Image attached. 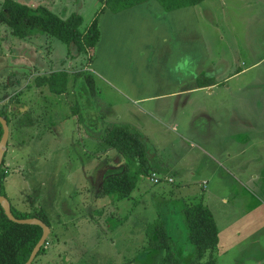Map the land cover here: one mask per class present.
<instances>
[{
    "label": "rangeland",
    "instance_id": "obj_1",
    "mask_svg": "<svg viewBox=\"0 0 264 264\" xmlns=\"http://www.w3.org/2000/svg\"><path fill=\"white\" fill-rule=\"evenodd\" d=\"M14 1L64 19L78 13L82 31L99 16L101 31L92 55H83L38 30L18 38L0 22V112L10 121L0 192L17 212L40 207L49 220V243L37 264H160L164 254L151 246L157 235L148 237L158 223L174 252L189 262L185 207L204 203L221 231L258 203L257 197L243 198V190L233 193L242 183L261 196L264 63L254 65L264 58V0H206L193 7L198 19L190 16L188 33L181 35L190 37L184 43L191 57L207 51L220 70L213 92L198 80L193 86L181 69L167 73L165 46L172 45L177 58L182 41L163 46L161 38L173 30L142 21L149 14L143 7L158 5L156 0L118 15L99 0ZM108 37L114 43L106 45ZM179 78L185 82L174 85ZM189 86L194 90L183 92ZM204 115L214 124L210 133L200 128ZM193 124L216 140L201 139ZM116 125L136 131L154 161L152 172L139 174L131 196L122 200L102 189L108 176L125 174L129 164L102 138L105 128ZM219 146L223 156L214 154ZM198 148L212 157L200 156ZM154 173L161 183L152 182ZM251 177L258 181L250 183ZM240 245L216 250L215 264L263 263V243Z\"/></svg>",
    "mask_w": 264,
    "mask_h": 264
},
{
    "label": "trees",
    "instance_id": "obj_2",
    "mask_svg": "<svg viewBox=\"0 0 264 264\" xmlns=\"http://www.w3.org/2000/svg\"><path fill=\"white\" fill-rule=\"evenodd\" d=\"M112 13H120L138 6L148 0H99ZM165 11H173L186 7H195L206 0H156ZM102 9V11H103ZM99 16L90 26L82 31L84 20L74 13L67 19L45 7H31L14 0H4L0 9V22L10 28L11 33L18 38L30 37L35 30L58 38L68 45H74L78 54L92 55L100 39L98 25ZM92 56L89 63L92 62ZM201 87L208 86L210 80L203 82ZM61 81H67L63 78ZM54 80L51 81L53 84ZM207 84V85H205ZM64 86V89H65ZM8 122L6 114L0 112ZM3 128L0 124V140ZM107 144L116 149L128 162L126 173L108 176L102 183L106 195H115L119 200L129 198L135 189L139 174L149 175L152 171V160L149 149L136 131L124 126H108L102 136ZM148 154V155H147ZM4 165V161L2 166ZM2 168V167H1ZM1 171V169H0ZM3 183L0 180V191ZM0 195L1 192H0ZM5 196V195H4ZM12 213L17 219L38 218L51 227L43 211L17 212L12 207ZM184 220L188 229V240L193 246V260L185 262L173 250L164 225L151 226L148 237L152 240L157 235V241L152 242L153 249L162 251L164 256L160 264H215L214 253L218 250L219 229L212 212L202 203L191 204L183 210ZM43 235V229L38 225H21L10 221L0 205V264H25ZM46 243L40 249L32 264H37L39 257L47 250ZM208 257V260H202Z\"/></svg>",
    "mask_w": 264,
    "mask_h": 264
},
{
    "label": "crops",
    "instance_id": "obj_3",
    "mask_svg": "<svg viewBox=\"0 0 264 264\" xmlns=\"http://www.w3.org/2000/svg\"><path fill=\"white\" fill-rule=\"evenodd\" d=\"M136 7L137 6L130 8V9H134ZM143 8H145L149 12L148 16L146 18L142 19L143 22H146V20H149L156 27H161V28L167 27L168 29L173 30L172 32L168 31V35H164L161 38L163 40V46L168 45L169 43L173 44L175 40H177V42L182 41L181 43H179V45L182 44V46H179L178 47L179 49H177V58H176V54L174 55L172 53L173 52L172 51L173 46L171 45L170 48H167L165 46L164 59H166L165 67H166L167 73L175 71L176 68L181 69L184 72V74H186L187 76L188 75L190 76V82H193V86H194L195 80H198V82H199L200 78L203 82L210 80L211 83L208 84V86H204V88H206V90H209L210 92H213V89L217 87L214 83V81L216 79L215 76L220 74V70L217 69L213 65L211 55L206 54L207 51H205L204 53H200L197 57H191L189 54L190 46L189 45L185 46L186 43H184V42H189L190 37L186 36V35H181V34L188 33V30L186 27H187L188 19L190 16L193 17L194 20H196V21L198 19L196 12L193 9V7H186V8H181L178 10H173V11H165L163 9V7L158 3V5H154V6L152 5V7H150V5H149L148 7H143ZM151 8H154V10ZM130 9H128V10H130ZM191 9L193 10L194 13H192ZM206 9H208V8H205L204 12L207 15ZM109 12L112 13L111 11H109ZM123 12H125V11H123ZM123 12H120V13H123ZM120 13H117V14L112 13V14L118 15ZM165 16L169 20L167 18H165ZM125 21L129 22V20H125ZM98 25H99V20H98ZM108 27L116 28L115 24L112 26H108ZM99 29H100V27H99ZM100 39H101V31H100ZM100 39H99V41H100ZM104 43L106 45H109L110 43H114V41L111 39V37H108L104 40ZM180 49L183 52H181ZM204 49L206 50V47ZM92 62H93V60H92ZM92 62H91V64H92ZM263 63H264V58L259 59L255 63L254 67H257L258 65H261ZM169 65H171V66L168 67ZM234 75H232V76H234ZM181 82H185V78H182V79L179 78V79L174 80V85L176 84L178 86L181 84ZM205 85H207V84H205ZM190 86L186 90H184L183 92L193 91L194 87H190ZM199 86H200V88H203V87H201L200 84H199ZM177 93H180V92H176L175 94H177ZM173 97H175V96H173ZM204 117H205L206 121L202 122V126L200 128L202 130L207 129V131L210 133L214 129V126H213L214 124L210 120L208 115H204ZM9 123H10V121L8 122V126H9ZM30 125H32V124H30ZM202 130H199L198 127H196L194 124L192 125V131L199 134V137L201 139L212 140V141L216 140V139H214L213 136H211L210 138H209V136H204V134L201 132ZM9 138H10V133H9ZM220 140H223L222 136H220ZM8 143H9V140H8ZM7 147H8V145H7ZM193 149H194V147H193ZM193 149L191 151V154L193 153ZM218 149H219V152H215L213 150L214 154L216 156H223V149H220V146ZM6 153H7V148L5 151L4 158H3L4 162H5ZM196 153H198L200 156L204 155V156L212 157V155L207 150H204V149L198 148ZM225 156L229 158V161L232 160L233 155H230L227 153ZM222 159H224V158L222 157ZM212 160H214V159L212 158ZM214 161H216V160H214ZM153 162H152V164H153ZM241 168L242 167H240V169ZM262 175H263L262 184L261 185L259 184V186H258L259 193H261V196L258 197L256 194L253 195V193L251 191L245 190V188H247V187L244 186L242 183H240L241 187L238 188L237 192L235 194L233 193V196L236 197L238 195L239 190H243L244 191V194L242 196L243 198H249V197L252 198L251 196H253L255 198L257 197L256 199L258 200V203L255 206L252 205L250 207H247L246 211L249 213H247L245 216L240 215V217L231 226H224L223 230H221V231L219 230L218 252H220V253L226 252L228 250V248H230V247L238 248L241 246L240 245L241 242H243V241L245 242L248 239H251V244H255V245H257V247L258 246L262 247V246H260V242L264 244V242H263L264 236L261 233V230L264 231V170L262 172ZM211 179H212V177H210V179H208V183L211 182ZM257 181H258L257 178L251 177V180L249 182L250 183H256ZM12 207L13 206L11 204V208ZM35 208H36L35 211H37V209L40 210V207H35ZM35 208H32L29 211H25V212H35V211H33ZM18 209L20 211H22L20 208H18ZM213 216H214V214H213ZM214 219H215V217H214ZM258 250H259V254L261 256H263L264 253L260 249H258ZM238 259H239V257H238ZM261 263L264 264V256L261 260ZM238 264H244V262H241L239 259Z\"/></svg>",
    "mask_w": 264,
    "mask_h": 264
},
{
    "label": "water",
    "instance_id": "obj_4",
    "mask_svg": "<svg viewBox=\"0 0 264 264\" xmlns=\"http://www.w3.org/2000/svg\"><path fill=\"white\" fill-rule=\"evenodd\" d=\"M0 124L2 125V128H3V135H2L1 140H0V167H1V163L3 161L5 151H6V148L8 145L10 131H9V126H8L7 120L1 116H0ZM0 205L2 206L5 215L7 216V218L10 221L17 223V224H21V225H38L43 229V235H42L41 240L39 241V243L34 248L30 258L28 259V261L25 263V264H32L33 261L35 260V258L37 257L40 249L46 243V241L49 237V234L51 232L50 227L45 222H43L42 220H40L38 218L17 219L12 213L10 201L4 195H0Z\"/></svg>",
    "mask_w": 264,
    "mask_h": 264
},
{
    "label": "built area",
    "instance_id": "obj_5",
    "mask_svg": "<svg viewBox=\"0 0 264 264\" xmlns=\"http://www.w3.org/2000/svg\"><path fill=\"white\" fill-rule=\"evenodd\" d=\"M151 180H152V182H153L154 184H159V183H161V180L157 177V174H156V173L153 174ZM170 181H171V180H170ZM170 183H171V182H170ZM47 245H48V243H47Z\"/></svg>",
    "mask_w": 264,
    "mask_h": 264
}]
</instances>
